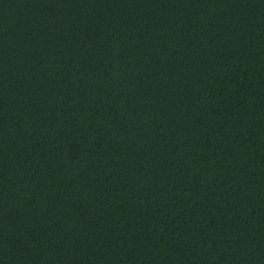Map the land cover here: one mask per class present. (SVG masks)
Listing matches in <instances>:
<instances>
[{
  "label": "trees",
  "instance_id": "16d2710c",
  "mask_svg": "<svg viewBox=\"0 0 264 264\" xmlns=\"http://www.w3.org/2000/svg\"><path fill=\"white\" fill-rule=\"evenodd\" d=\"M0 264H264V0H0Z\"/></svg>",
  "mask_w": 264,
  "mask_h": 264
}]
</instances>
